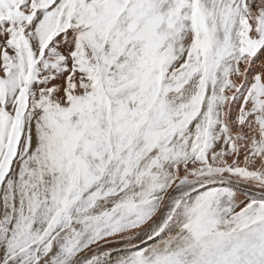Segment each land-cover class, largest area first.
<instances>
[{"label": "snow or ice", "instance_id": "obj_1", "mask_svg": "<svg viewBox=\"0 0 264 264\" xmlns=\"http://www.w3.org/2000/svg\"><path fill=\"white\" fill-rule=\"evenodd\" d=\"M0 264H264V0H0Z\"/></svg>", "mask_w": 264, "mask_h": 264}]
</instances>
